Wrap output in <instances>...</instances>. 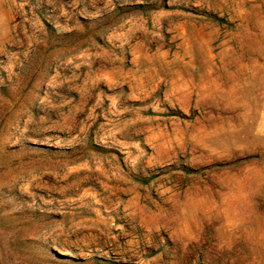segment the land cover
Masks as SVG:
<instances>
[{
    "label": "rangeland",
    "instance_id": "374dc122",
    "mask_svg": "<svg viewBox=\"0 0 264 264\" xmlns=\"http://www.w3.org/2000/svg\"><path fill=\"white\" fill-rule=\"evenodd\" d=\"M0 264H264V0H0Z\"/></svg>",
    "mask_w": 264,
    "mask_h": 264
},
{
    "label": "trees",
    "instance_id": "16d2710c",
    "mask_svg": "<svg viewBox=\"0 0 264 264\" xmlns=\"http://www.w3.org/2000/svg\"><path fill=\"white\" fill-rule=\"evenodd\" d=\"M132 6H125V8H131ZM133 8H138V9H141V10H148V9H155V7L153 6H147V5H144V4H137L135 5ZM122 8L120 6L117 7V10H121ZM214 20L218 21V22H225V20L223 18H220V17H217V16H214ZM151 177H148V178H139L140 181L146 183L150 180Z\"/></svg>",
    "mask_w": 264,
    "mask_h": 264
}]
</instances>
